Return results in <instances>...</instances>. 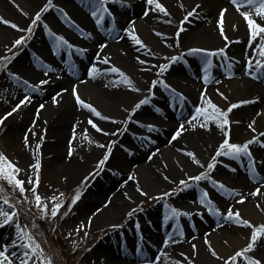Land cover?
<instances>
[{
    "label": "bare ground",
    "instance_id": "1",
    "mask_svg": "<svg viewBox=\"0 0 264 264\" xmlns=\"http://www.w3.org/2000/svg\"><path fill=\"white\" fill-rule=\"evenodd\" d=\"M93 3L94 0H52L49 5L48 0H0V20L8 22L0 23L1 37L24 38L26 32L17 29L27 30L35 16L40 15L25 50L10 66L18 77L15 100L23 99L24 87L33 99L23 111L26 117L31 114L33 127L27 131L19 129L23 125L12 126L6 139L14 143L25 141L34 126L38 127L41 157L51 159L47 160L49 165L61 174H71L77 165L75 159L68 158L70 148L80 150L81 154V148L87 146L92 155L104 157L107 151L99 145H109L113 132L127 122L121 143L108 156L94 186L80 200L76 215L82 216L90 228L114 222L129 212L138 200L133 188L138 181L146 188H155L154 191H166L179 174L199 176L218 150L221 155L217 159L223 164L215 165L209 175L219 178V182L209 184L201 179L199 188L203 194L222 202L217 207L224 206V199L232 198L238 191L246 197L247 205L252 202L251 206L260 212L247 215L250 222L254 226L264 225V70L254 67L257 58H261L259 45L264 44V34L249 44V30L240 12H249L261 26L264 19L257 17L245 0H239L238 5L231 0H154L153 4L147 0H105L99 10L97 5L94 7L97 17L104 14L98 26L82 10ZM222 10H226L224 36L218 27ZM190 12L192 16L188 15ZM113 24L114 30L107 35ZM48 34L64 41L60 47H54L53 53V48H48L52 44L46 40ZM138 35L143 47L132 39ZM191 49L204 51L191 53ZM205 52L217 55L209 57ZM179 56L190 58L186 66H180L179 59L173 61V57ZM164 65L168 68L161 72ZM111 68L118 72L112 73ZM82 75L85 81L78 86L74 80ZM157 75L161 78L154 85ZM42 81L47 83L41 84ZM162 82L166 89L161 87ZM74 88L83 104L107 119L78 104ZM142 100L150 103L134 112L133 103ZM209 102L216 112V104L227 112L231 105H238L227 115L231 121L229 134L224 132V126L221 128L222 118L216 117ZM197 108L205 114H198ZM38 109L42 116L34 118L32 111ZM194 116L197 119L193 120ZM90 120L101 131L93 128ZM217 127L221 129L218 134ZM178 130L181 134L173 140ZM226 138L241 147L249 141L253 143L248 144L246 154L230 156L224 154L226 148L220 149ZM28 155L26 152L25 156ZM250 156L252 164L244 169L240 164ZM69 165L76 166L68 168ZM129 173L132 179L126 180ZM126 174L120 183L119 179ZM257 188L259 194L252 196ZM201 199L202 195L194 197V192L188 191L181 200L189 203ZM181 203L174 204L179 209L175 211L177 215L162 208L153 210L152 216L135 215L132 226H142L141 231L124 225V241H114L121 229L106 237L89 258L94 259V264H213L212 256L225 255L220 242L232 224L219 217L210 222L202 209ZM150 217H155V222H150ZM172 234L173 238L176 235L175 241L162 242ZM229 240L236 246L243 245L236 237ZM0 241L3 249L7 245L8 253L18 251L12 232L1 230ZM257 242V251H264V235ZM243 264L249 263L245 259Z\"/></svg>",
    "mask_w": 264,
    "mask_h": 264
},
{
    "label": "rangeland",
    "instance_id": "2",
    "mask_svg": "<svg viewBox=\"0 0 264 264\" xmlns=\"http://www.w3.org/2000/svg\"><path fill=\"white\" fill-rule=\"evenodd\" d=\"M91 8L92 7L90 6L88 10H91ZM29 28H31V31L29 32L25 30L26 34L24 38H17L11 35L9 38L0 36V118L7 116L6 119H3V123H0V155L4 156L9 163L19 169L16 178L25 182L24 191L22 193L19 189L7 183V181L0 179V204H2L3 200L6 198L8 203L12 205V208H8L7 205H4L5 210L9 212L14 211L16 213L13 217V221L9 225L0 228V231L12 232L17 238L18 245L21 243H29L30 247H33L34 245L39 246L36 248L35 253L29 252L28 256H23V253L28 250L22 248H18V251L14 256L11 253H8L12 264H21V259H26L28 264H41V261H43V264H94V259H90L89 257H91L92 251L95 250L99 244L101 245L106 237L123 229L120 234H117L118 237L114 235V241L117 242V239L124 240L126 238L125 233H127L124 225H134V221L136 220L135 215L152 216V211L160 208L166 212L171 210L178 212L179 209L178 207L176 208L174 204L177 202L187 204V200L182 201L181 199L182 195L188 191H193L194 197L202 195L201 201L192 200L188 204L202 209L205 215L210 218V222L215 219L217 220V217H219L221 220L225 222L229 221L232 224L228 229L229 231L225 234V239L223 242H220L224 247L225 255L212 256V260H214L213 264H225V261H228V264H243V260L245 259L248 263L251 261L252 264H255L256 261H259V264H264V251H260L259 249L257 251L256 249L258 242L254 245L253 250L245 253L243 257H237L234 262L231 260V257L234 256L236 252L242 251L247 246L251 232L255 228L264 226L263 224L254 226L247 216L250 214L259 215L260 212L251 206L253 204L252 202L249 204L251 207L247 205L246 203L248 202L246 201V197L238 191L235 192L236 194L232 198L224 199L226 200L224 206L217 207L218 205H222V202H219L216 198H210L209 196H207L205 200V198H203V192L199 188L200 180L195 181L191 179L192 177H195V175L187 176L179 174V176L173 180L171 185L172 188L170 187V189L161 192H157V190L154 191L155 188H146L144 186L145 184H141L137 180V186L134 184L135 187L133 188H136L134 190L135 194L137 193L138 195V200L134 203L133 207H130L131 210L129 212L121 214V216L117 218L118 220L114 222H105V224H97L90 228L88 227L90 226L89 223H87L82 216L79 217L76 215L78 211L77 209L80 206V200L83 198V195L94 186L97 178L101 174V170L106 165L107 161L102 165L99 163L104 157L92 155L93 152L87 150V146L81 148V154L78 153L80 150L77 151V149H74V151L71 150V155H69L68 151V158L75 159L77 167L71 174H69V172L68 174H61L60 170H57L53 165H49L47 160L51 159H43L41 157L40 148H37V145H39V137L36 133L40 132L38 127L34 126V131L29 132V135H26L28 138L27 147L26 141L14 143L13 141L6 139V134L11 130L12 126L19 125L20 127L23 125V127L19 128L23 130H27L28 127L30 130L33 127L30 120L31 114L26 117L23 113L33 101V99L25 92V87L22 91V100H25V97H29V101L13 112V109L16 108L17 105H20L22 100H15L16 87L14 86L17 85L15 83L17 82L18 77L10 67L13 65V59L25 50L28 43L27 41L30 40L34 33L35 25L32 24L28 29ZM138 37L139 35L136 36V38ZM55 38L56 37L53 34H48L46 37V40L52 43V45H50L51 47H55L59 44ZM17 39H23L24 43L13 47V44ZM168 48L170 47L168 46ZM189 59L188 56H179V65L186 66L187 60ZM257 60H261L262 62L263 57L257 58ZM160 78L161 77L157 75L154 78V81L157 82ZM74 81V83L79 86L83 84L85 77L84 75L78 76ZM8 86L11 88L9 89ZM165 86H167L165 82H162L161 87L166 89L167 87ZM148 97L150 96L148 95ZM139 102L140 101L135 105L133 103L132 110L134 112L137 111L135 106ZM148 102L150 103V101ZM216 106L219 108L217 110L218 113L229 114L224 107L220 108V105L218 104H216ZM32 112L34 118L42 116L40 111L37 112V110H34ZM8 113H12V115L8 116ZM176 114H178L177 110ZM227 115H221L219 117L222 118V123L220 125L221 128L224 126V132L229 134L231 131V121ZM127 119H129V117H127ZM225 119L228 121L227 124L223 123ZM127 126L128 124L125 121V123L122 124V127L116 129L111 135L110 144L104 147L108 156L113 152L115 146L119 144V142L121 143V138L126 132ZM216 130V134L221 131L219 127H217ZM229 144H233L232 141H229ZM26 152H28L29 157L25 156ZM213 157H215V159H213ZM247 159L249 160V158H246V160ZM37 160L40 164L38 172L31 167L37 162ZM210 163L213 167L217 164H223V162L218 160L217 156L214 155L210 158L208 165ZM248 163L249 162L243 164L242 167ZM76 165H69L68 168ZM210 170L212 169H209L208 166H206L199 176L202 177L201 179L206 180L204 182H208L209 184L218 183L219 178L214 175L213 177H210ZM37 175L39 177V184L36 187L35 195L40 196L41 205L45 207L44 212H41L40 209L36 207L32 185L28 183L30 177L35 180ZM126 176L127 174L123 178H120L119 182L123 183ZM128 176H132L131 173H129ZM128 176L126 180L129 179ZM182 181H185L186 184H182ZM77 192L81 194L80 199L74 205H71V210H69L72 198ZM141 193H145V195H142ZM130 200L131 199H129V201ZM240 200H243L244 202L239 203L238 201ZM56 204L61 205V207L53 217L51 210ZM213 205L216 206V208H214ZM229 209H231L233 213H239V219L236 222L224 219V216L227 215ZM65 213L67 214L65 215ZM150 218V222H155V217ZM2 219L3 218L0 217V221H2ZM149 221H147V223H150ZM244 221L251 224L253 228L250 229L245 226L243 223ZM81 225H83V228H81ZM132 227L135 231H141L142 229V226ZM24 232H27L28 235L23 236L21 239V234ZM29 237H31V240H29ZM175 237L176 235H174L173 238V234L170 235L169 238L164 237L162 242H167L168 240L166 239H172L175 241ZM229 237H236L240 240L239 244L243 245L240 247L236 246L235 243L229 240ZM3 245L0 241V250H3ZM88 258L89 260L87 262ZM148 260L149 259H143V262H147Z\"/></svg>",
    "mask_w": 264,
    "mask_h": 264
},
{
    "label": "snow or ice",
    "instance_id": "3",
    "mask_svg": "<svg viewBox=\"0 0 264 264\" xmlns=\"http://www.w3.org/2000/svg\"><path fill=\"white\" fill-rule=\"evenodd\" d=\"M105 0H94V3H96L97 5V8L99 9L100 7L103 6ZM147 2L149 4H153L154 3V0H147ZM231 2L234 4V5H238L239 4V0H231ZM52 3V0H48V4L51 5ZM245 3L247 6H250L252 8H254V11H255V14L257 15V17L261 18V19H264V0H245ZM157 8H159V10L161 12H164L165 15H167V13L165 12V9L163 7H161L159 4H156L155 5ZM198 7V6H197ZM240 8L239 6L237 7V11H239ZM44 11H47V7L44 9ZM107 9H104V12H106ZM225 11L226 10H222L220 12V20L218 21V27L220 28V34L221 36H224V32H223V17H224V14H225ZM93 17L96 19V23L97 25L99 26L101 21L104 19V14L103 12H101V14L97 17V14H96V11H93ZM147 15V13H145ZM189 16H192L193 13L190 12L188 14ZM240 15L242 16V18L244 19V21L246 22L247 24V27H248V30H249V44L252 43L253 40H255L259 35L261 34H264V26H261L260 24H258L256 21H254L250 15H249V12L245 11V12H240ZM40 19V15L39 13L35 16V18L33 19L32 23L35 24L37 21H39ZM188 17H185V21H187ZM0 23H5V24H8L7 21H4V20H0ZM11 27L13 28H16L17 26L16 25H11ZM17 30H20V31H25V30H21V29H17ZM26 31H31V28L27 29ZM180 31H183V29H180ZM56 41L58 43H64V41L62 40L61 37H56L55 38ZM132 39L135 40L136 44L140 45L141 47H143V45L141 44V41L139 39H137L135 36H132ZM225 40H227V38L225 37ZM24 43V40L23 39H17L14 44H13V47L17 46V45H21ZM260 47V52H259V55L261 57H264V44H261L259 45ZM191 53H198V52H203L204 50H201V49H191L190 50ZM206 56H215L217 55V53L215 52H205L204 53ZM220 55H223V50H220ZM173 61H176L178 60L179 58L178 57H173L172 58ZM104 63H107V61H104ZM141 63H143V61H141ZM207 63H211L210 61H207ZM253 62L252 60L250 59L248 61V65H252ZM257 68V70H264V63L261 62V60H256L255 62V66ZM168 68V65H164L162 68H161V72L165 71L166 69ZM112 73H117L118 72V69L116 68H111L110 70ZM255 78V77H254ZM44 83H47V81H42L41 84H44ZM153 84L155 85L156 82L154 81ZM31 87V86H29ZM167 87V86H165ZM73 95L76 96V99H77V103L78 104H83V102L79 99V97L77 96L76 94V89L74 88L73 89ZM202 99H204L203 95H202ZM29 101V97H25V100H22L20 102V105H17L16 108L13 109V112H15L16 110H18V108L23 105L24 103L28 102ZM53 102L55 103L56 102V98L53 97ZM148 101L147 100H142L140 101L136 106L135 108L136 109H139L141 107V105H144V104H147ZM83 106L85 108H89L90 111L100 117V113L98 111H96L95 108H92L91 106L89 105H86V104H83ZM209 107H212L213 108V112L217 115V116H226L227 113H218L216 112V109H215V106L214 105H211V103L209 102L208 104ZM238 107V105H231L230 108L228 109V111L230 112L232 109ZM40 108L42 109L43 108V105L40 106ZM37 112H39V109L37 110ZM196 112L198 114H205V111L202 110L201 108H197L196 109ZM8 116L12 115V113H8L7 114ZM7 116H5L4 118H0V123H3V119H6ZM101 119H107L106 117H100ZM197 119L196 116L193 117V120ZM113 123H116V121H112ZM89 123L91 124V126L93 128H96L97 131H101L99 128L96 127V125L94 123H92V121L90 120ZM191 123V122H189ZM224 124H227L228 121L225 119L223 121ZM184 126L181 125V128H183ZM181 133L180 131L178 130L177 133L172 137L173 140L176 139L177 136H179ZM227 135V134H226ZM41 139H43V137H41ZM25 141H26V147L28 146L27 145V137H25ZM253 143V141H249L247 144L243 145L242 147L241 146H237V145H234V144H229V141L228 139L226 138L224 140V142L220 145V149H227L228 151L226 153H224L225 155H230V156H240L241 154H246L247 153V150H248V144H251ZM99 147H105L104 145H99ZM37 148H39V145H37ZM69 155H71V148L69 150ZM189 156H191L192 154L191 153H188ZM221 155V152L218 150L217 153H216V156H220ZM213 159H215V157H213ZM108 160V154L106 153L103 160H101L99 163L100 165L104 164L106 161ZM32 168L36 169L37 172L39 171V167H40V164H39V161L37 160V162L35 164H33L31 166ZM99 167V165H98ZM208 168L209 169H212L213 168V165L210 163L208 165ZM19 172V169H17L15 166H13L11 163H9L4 156L0 155V179H3L5 181H7V183H9L10 185H13L15 188L19 189L22 193L24 191V181L22 180H19L16 178L17 174ZM201 176H195V177H192L191 179L192 180H195V181H199L201 180ZM129 179H132V177L130 176ZM28 183L32 185V191H33V194L35 195V190H36V187L38 186L39 184V177L37 175V177L35 178V180H33L31 177L29 178L28 180ZM182 184H186L185 181H182L181 182ZM220 187H223L222 185H220ZM260 192V189L257 188L256 191L252 192L251 195L252 196H256L258 195ZM142 195H145V193H141ZM80 193L77 192V194L72 198V201H71V204L69 205V210H71V205H74L79 199H80ZM204 198L206 199L207 198V193H204L203 194ZM35 201H36V207L40 209L41 212H44L45 211V207L41 205V198L39 195H35ZM239 203H243L244 201L243 200H240L238 201ZM4 205H7L8 208H12V205L8 203V200L5 198L3 200V203L0 204V217H2V221H0V228L6 226V225H9L12 221H13V217L16 215V213L13 211V212H9L7 210H5L4 208ZM61 207V205L59 204H56L54 205V207L52 208L51 210V214L52 216L54 217L56 214H57V211L59 210V208ZM67 213H65L66 215ZM172 215H177V213L175 212V210H173V213ZM224 219L225 220H231L233 222H236L238 219H239V213H233V211L231 209L228 210L227 212V215L224 216ZM245 226H247L248 228L252 229L253 226L251 224H249L247 221H244L243 222ZM81 228H83V225H81ZM79 230V229H78ZM28 235L27 232H24L21 234V239L23 236H26ZM264 235V226H261L259 228H255L252 232H251V236H250V240H249V243L247 244V246L242 250V251H238L235 253L234 256L231 257V260L234 262L236 260L237 257H243L245 253H248L250 252L251 250H253L254 248V245L256 244L257 240L260 239V237ZM29 240H31V237H29ZM14 243V246L16 247H19V248H22V249H27L28 251L24 252L23 253V256H28L29 252H32V253H35L36 251V248H38L39 246L38 245H34L33 247H30L29 243H21L19 245H16L15 242ZM167 243V242H165ZM12 255H16V253H12ZM213 255H215V253H213ZM0 264H12V261H11V258H10V255L8 254V247L7 245L4 246V249L3 250H0ZM21 264H28V261L26 259H21ZM41 264H43V261H41ZM225 264H228V261H225ZM249 264H252V262L250 261ZM255 264H259V261H256Z\"/></svg>",
    "mask_w": 264,
    "mask_h": 264
}]
</instances>
